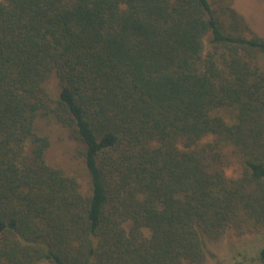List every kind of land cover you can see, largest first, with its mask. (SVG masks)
Listing matches in <instances>:
<instances>
[{
    "label": "trees",
    "instance_id": "1",
    "mask_svg": "<svg viewBox=\"0 0 264 264\" xmlns=\"http://www.w3.org/2000/svg\"><path fill=\"white\" fill-rule=\"evenodd\" d=\"M229 231L264 236V36L210 0H0V264H204Z\"/></svg>",
    "mask_w": 264,
    "mask_h": 264
},
{
    "label": "rangeland",
    "instance_id": "2",
    "mask_svg": "<svg viewBox=\"0 0 264 264\" xmlns=\"http://www.w3.org/2000/svg\"><path fill=\"white\" fill-rule=\"evenodd\" d=\"M210 1L213 7L218 10L224 4L231 5L245 18L254 32L264 36V0ZM58 82L57 75L53 73L46 84L51 97L55 95L58 89ZM37 124L40 132L47 133L51 139V145L47 151L48 163L62 168L67 174L76 176L85 192L89 186V174L85 169L84 160L78 152L77 143L70 135V132L49 115L40 116ZM229 150H227L226 156V171L229 175H236L235 162ZM129 225V222L126 223L127 227ZM258 235L261 234H248L240 237L229 231L219 241L207 239V259L204 264H242L245 261L244 255H252L254 253L253 250L264 244V242L260 243L264 236L258 238L256 237ZM238 251H240V254H238Z\"/></svg>",
    "mask_w": 264,
    "mask_h": 264
}]
</instances>
